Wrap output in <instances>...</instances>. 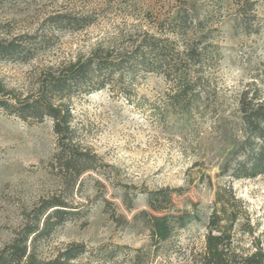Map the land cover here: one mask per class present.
Wrapping results in <instances>:
<instances>
[{
  "label": "rangeland",
  "instance_id": "rangeland-1",
  "mask_svg": "<svg viewBox=\"0 0 264 264\" xmlns=\"http://www.w3.org/2000/svg\"><path fill=\"white\" fill-rule=\"evenodd\" d=\"M251 1L242 23L234 0H0V39L34 36L27 61L0 55L11 97L31 96L46 74L89 58L121 63L119 73L103 72V89L81 86L63 100L73 164L81 168L79 153L89 164L74 179L50 118L0 109V249L25 224L42 228L40 208L57 198L66 212L33 243L38 260L77 244L71 264H202L210 222L213 235L229 238L226 264L256 247L264 254V172L243 175L261 141L244 130L241 108L264 104V0ZM179 11L189 14L183 27L171 23ZM154 38L165 39L160 57L178 52L171 71L165 60L153 72L133 62ZM189 50L200 55L189 59ZM182 72L197 79L187 106L171 99ZM181 214L182 227L170 221L169 237L153 239L150 215Z\"/></svg>",
  "mask_w": 264,
  "mask_h": 264
},
{
  "label": "trees",
  "instance_id": "trees-1",
  "mask_svg": "<svg viewBox=\"0 0 264 264\" xmlns=\"http://www.w3.org/2000/svg\"><path fill=\"white\" fill-rule=\"evenodd\" d=\"M234 1L238 5L237 12L241 17L242 23H244V20L245 23H249L250 20L246 18V12L250 9L253 2L251 0ZM57 19L61 22L66 21L67 23H71L69 22L68 16H56L55 18H51V20ZM188 19L189 14L186 11H179L171 18V23H178L180 27H183V25L185 26L189 21ZM33 38L34 36H20L12 40L0 39V55L13 60L27 61L31 57L30 43ZM160 40L165 39L154 38L147 40L145 44H143L146 53L137 52L135 53L137 55H132L134 56L133 62L141 65V67L147 71L153 72L157 69H162L163 66L159 64V61L165 60L166 72H168V70L171 71L170 67H173L171 66L173 57H178L179 54L178 52H176V54L173 52L169 58L160 57L161 54H157ZM186 53L189 54V59H194L192 55L196 54L190 50ZM199 55L200 54H196V56ZM147 57L149 61L145 62V58ZM154 60L157 61L156 64L159 65H155ZM109 62L110 63L99 59L93 61L89 58L83 62L71 64L57 73H48L40 80L39 90L35 94L23 99L11 97V92L6 91L0 81V109L21 120L32 118L41 121L46 117L52 120L53 132L58 137V146L61 148V154H63V157L68 154L69 157L61 162V166L65 168V173L72 179L81 175L83 170L89 167V164L87 162L88 160L82 158L85 156V153H79L81 156V168H77L73 164L76 151L72 150L68 145L71 140L72 132V112L69 105L63 102V100L67 99L74 89L77 90L78 87L81 88V86L85 88L88 87L90 90L94 87L93 89L97 91L103 89L105 87V76H103V72L108 71L112 74L110 76H113L114 73H119L120 71L121 63ZM186 78L187 74L185 72L175 77V81L178 85L174 94L171 96V99L183 106H187L189 100L194 97L193 90L195 86L193 85L197 82V79L194 81L192 79L187 80ZM263 107L264 104H258L253 109L244 108L243 106L241 108L244 130L245 127L248 130L251 129L250 135H253V137L261 141L257 151L251 158L253 160L249 169L243 174L245 176H254L257 173L264 172V129L259 128L261 124H264ZM246 143H249V137L245 139V144ZM150 196H152V194H150ZM149 203L150 208L154 212L159 210L152 205V202ZM65 208H67V206L57 198L44 202V205L40 208V216L46 215L42 228H39L37 224H25L22 231L16 235L14 240L0 249V264H71L70 262L82 251L81 245L71 244L56 258L48 261L38 260L33 248V243L38 238L49 235L52 226L61 223L63 215L66 212V210H64ZM186 217H188V214H181L178 216L150 215V229L153 239L156 241L166 240L171 232L170 221H177L179 224L178 226L182 227L183 220ZM52 218L56 219L55 223H50ZM212 225H214V222H210L207 226L209 232L206 236L205 249L201 262L202 264H226L224 246L226 245L225 241L229 238L224 230H219V235H213ZM241 262L242 264H264V254L260 248L256 247L255 251L245 255V258L241 259Z\"/></svg>",
  "mask_w": 264,
  "mask_h": 264
}]
</instances>
